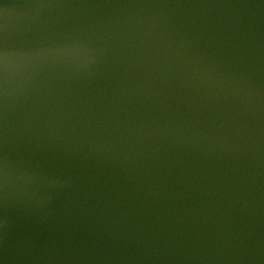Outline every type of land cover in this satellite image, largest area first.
<instances>
[{
  "label": "water",
  "instance_id": "95a60500",
  "mask_svg": "<svg viewBox=\"0 0 264 264\" xmlns=\"http://www.w3.org/2000/svg\"><path fill=\"white\" fill-rule=\"evenodd\" d=\"M0 264H264V0H0Z\"/></svg>",
  "mask_w": 264,
  "mask_h": 264
}]
</instances>
